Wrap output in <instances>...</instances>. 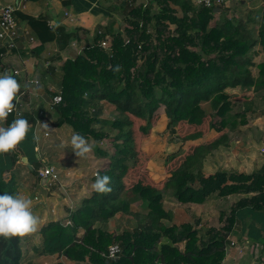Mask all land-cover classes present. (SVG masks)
I'll list each match as a JSON object with an SVG mask.
<instances>
[{
	"label": "trees",
	"instance_id": "obj_1",
	"mask_svg": "<svg viewBox=\"0 0 264 264\" xmlns=\"http://www.w3.org/2000/svg\"><path fill=\"white\" fill-rule=\"evenodd\" d=\"M213 8L189 0L127 4L121 8V20L110 19L78 54L65 59L53 123H67L75 133L95 139L113 135L116 142L110 156L96 149L107 157L97 172L112 178V192L92 189L81 198L79 209L88 208L81 224L50 218L33 233L0 236V264H44L39 258L46 255H55L49 264H222L241 212L248 218L262 216L259 221L264 225V162L249 173L201 170L205 154L225 144L228 132L246 123L245 114L254 107L250 94L257 93L264 106V0L244 20L225 16V4H219L217 11ZM216 12L223 15L214 20ZM29 21L41 43L52 40L53 35L39 31H51L44 21ZM54 30L62 49L72 34L61 25ZM106 35L109 48L99 44ZM252 52L259 59L255 61ZM233 91L242 92L244 101L237 111L232 109ZM105 103L116 111L106 118L101 116ZM159 106L169 132H176L175 125L189 127L183 140L203 136L205 124L216 136L185 144L164 161L157 160L150 167L153 178L148 173L130 177ZM42 117L32 112L20 116L30 129ZM13 120L11 113L6 126ZM27 139L34 144L31 136ZM128 159L133 160L131 165ZM34 164L35 173L38 161ZM6 170L0 168V194H17L13 178L2 176ZM165 193L184 204L231 194L239 197L228 210L220 211V226L202 231L196 220L171 222L163 206ZM119 213L135 219V226L120 232L100 226ZM255 234L264 243V229ZM110 244L119 247L115 258L106 255Z\"/></svg>",
	"mask_w": 264,
	"mask_h": 264
},
{
	"label": "rangeland",
	"instance_id": "obj_2",
	"mask_svg": "<svg viewBox=\"0 0 264 264\" xmlns=\"http://www.w3.org/2000/svg\"><path fill=\"white\" fill-rule=\"evenodd\" d=\"M241 1H243V3H240V0H228L225 4V7H228V9L223 12L224 15L238 19L242 18L244 20L245 15L250 10L259 7L261 4V0ZM234 4H237V7L234 6ZM222 15L223 14L216 12L214 14V20L219 19ZM102 41H104V45H102ZM99 44L104 48H109L110 37L104 36L99 40ZM253 56L255 61L260 57V55L256 56L255 54H253ZM22 85L25 86V83L23 82ZM230 94L233 102V111L240 110L244 104L243 99L240 98L242 92L233 91ZM250 97L254 101V107L252 111L246 112V123L240 125V127L234 131H229V138L225 144L213 150L212 153L205 154L201 162V170L203 172H213L216 169L225 167L227 168L226 170H242L243 172L249 173L253 169H257L261 163L264 162L263 120L261 122V119L264 118V113L262 111L264 106L260 102L257 93H251ZM114 113H116V111L112 105L103 104L102 117H110ZM260 115L261 117H258ZM256 117L258 118L256 119ZM50 120L46 123V127H48V132H52L51 140H48L47 145L44 146L43 150L40 148L39 152L44 154L43 156L46 158V163L54 165L57 179L53 181L43 180L47 188H42V184L40 183L41 180L39 181L34 174V182L32 184L35 185L36 190L32 188L33 185L29 186L32 191H30L27 197L32 200L33 212L39 217V225L45 223L50 218L61 219L62 222L71 221V223L76 222L81 224L88 214L87 207L79 209L82 195L85 196L91 192L92 184L95 182L93 178L96 177L95 174L97 170L104 168L107 161V157L102 155L101 152L99 153L96 151V149L103 150L110 156L114 151L113 145L116 141L113 140L112 134L99 139L85 134L83 137L89 144L94 145V147L86 156H76L70 143L71 137L75 133L71 126L67 123H62L65 124L64 129L59 132L54 130V128H56L54 126L62 127V124L61 126L54 125V117ZM254 127H259V129L253 131ZM174 128L176 132H169L167 118L164 115L162 106H159L154 113L152 127L144 139L145 143L141 146V153L137 159V165L131 169L130 177L148 173L149 176L153 178L154 173H152L150 167L152 166V168H154L157 160L158 162L164 161L165 156L167 157L171 153L176 152L181 149L182 146H185V144L210 140L216 136V131L214 129H208L205 124L201 126L202 132L205 133L203 136L194 140H183L182 136L190 131L189 127L182 125V128H180L178 125H175ZM58 129L60 130V128ZM219 157L223 159L221 163ZM224 160L226 162L225 166L223 165ZM132 161V159H128L127 163L131 165ZM7 178L8 176H5L4 180H8ZM42 189H44V191ZM53 191L54 193L50 195L49 192ZM16 192L18 193L17 189ZM46 196H51L52 199L49 201L48 206L46 205V208H44L42 203H44V197ZM238 197L239 195L231 194L226 197L211 198L202 204H184L170 194L165 193L163 195V206L169 213L171 222L178 223L187 218L188 221L196 220L201 230L204 231L209 226H220V211L224 209L228 210L229 205ZM65 201L70 202L76 209H74L70 216H74L72 219L67 218L65 220L63 218L66 208H69L67 205L63 204ZM135 224V219L123 213H119L110 218L106 226L104 224H100V226L120 232L124 228L130 229L134 227ZM255 228L258 229L259 226L256 225ZM262 229H264L263 224H261L259 232ZM80 230L81 229H78V234ZM55 259V255H46L39 258L44 264H49ZM65 264H70V262H65Z\"/></svg>",
	"mask_w": 264,
	"mask_h": 264
},
{
	"label": "crops",
	"instance_id": "obj_3",
	"mask_svg": "<svg viewBox=\"0 0 264 264\" xmlns=\"http://www.w3.org/2000/svg\"><path fill=\"white\" fill-rule=\"evenodd\" d=\"M15 1L0 0V4ZM141 3L145 4L146 0H28L24 3L22 9L16 13L19 27L27 28L34 40L32 43L22 41V43H19L17 50L0 58V72L11 71L16 76L21 86L17 94L27 87L28 90L26 91L30 94L25 92L26 96H22L21 100L15 99L14 103L21 113L13 118H20L24 112H32L36 116H43L36 120L32 129H28L26 138L20 142L14 151L0 153V168L6 167L8 169L2 173V176L4 179L5 176H8L7 179L13 178L19 194L27 197L32 191L29 186L33 185L34 174L36 175V172H32L35 161H38L36 169L40 166L52 165L45 162L46 158L39 150L40 148L43 150L44 146L47 145V141L51 140L52 137V132H48V127H46V123L54 117L53 106L49 105V101L52 95L59 92L63 62L65 59L78 54L87 43L92 41L96 30L106 27L110 19L121 20L122 6ZM29 18L44 21L51 31L47 33L48 30L41 29V27L39 31L43 35H53L52 40L41 43ZM58 25L64 26L66 31L72 34L66 46L62 49L58 47L55 40L57 32L53 31L54 27ZM105 37L109 36L106 35ZM14 71H17V73H14ZM36 73L40 78V86L30 88L27 80L31 79ZM23 82L25 86L22 85ZM258 117H261V115ZM262 120V129H264V118L261 119V122ZM64 125L62 124V127L54 126L56 128H53L60 132L64 129ZM259 127H254L253 131L259 129ZM28 136L32 137L34 144L27 139ZM13 160L14 162H12ZM222 161L223 159L220 158V163ZM223 165H226L225 160ZM52 166L54 167V165ZM220 169L226 170L227 168L222 167ZM40 183L42 188H47L43 180ZM32 188L36 190L35 185ZM42 190L44 191V189ZM53 193L54 191L49 192L50 195ZM51 199V196L44 197V203H42L44 208H46V205L48 206ZM63 204L69 207L66 208L63 218L65 220L67 218L72 219L70 216L75 208L68 201L63 202ZM254 217L248 218L245 211L238 215L234 230L229 236V243L226 245V253L222 264H264V243L254 238L258 235L255 234V230L259 231L261 228L259 218L262 216L258 215L255 219ZM256 225L259 226L258 230L255 228Z\"/></svg>",
	"mask_w": 264,
	"mask_h": 264
},
{
	"label": "clouds",
	"instance_id": "obj_4",
	"mask_svg": "<svg viewBox=\"0 0 264 264\" xmlns=\"http://www.w3.org/2000/svg\"><path fill=\"white\" fill-rule=\"evenodd\" d=\"M119 70V66L115 69ZM20 84L11 71L0 72V125L7 121L15 110L14 103ZM29 122L25 118L14 119L10 125L0 126V153H9L26 138ZM71 146L76 156L84 157L92 151L94 145L80 134L71 137ZM112 178L96 173L92 189L101 194L112 192L109 186ZM39 217L33 212L32 200L22 194H0V236L9 238L16 235L33 233L39 226Z\"/></svg>",
	"mask_w": 264,
	"mask_h": 264
},
{
	"label": "built area",
	"instance_id": "obj_5",
	"mask_svg": "<svg viewBox=\"0 0 264 264\" xmlns=\"http://www.w3.org/2000/svg\"><path fill=\"white\" fill-rule=\"evenodd\" d=\"M28 0H16L12 3H2L0 4V58L4 57L6 54L17 50L19 43L26 41L27 43H32L34 37L30 34L27 28H21L18 25L16 13L18 10L22 9L24 3ZM193 5L200 7H213L219 4H226L228 0H189ZM106 41V40H105ZM104 45V41H102ZM17 73V71H14ZM28 86L31 88H36L40 86V78L36 73L31 79L27 80ZM28 87L19 94H17V100H21L25 92L29 94ZM30 95V94H29ZM61 100L60 93L52 95L49 105L53 106ZM20 105V104H19ZM13 117L20 115L18 107L12 112ZM36 177L39 180L53 181L57 179L56 170L52 165L40 166L36 169ZM119 252V247L116 244H111L107 248L106 255L109 258H115Z\"/></svg>",
	"mask_w": 264,
	"mask_h": 264
},
{
	"label": "water",
	"instance_id": "obj_6",
	"mask_svg": "<svg viewBox=\"0 0 264 264\" xmlns=\"http://www.w3.org/2000/svg\"><path fill=\"white\" fill-rule=\"evenodd\" d=\"M213 10H214V11H217V10H219V8H218V7H214ZM14 77L16 78V76H14ZM0 126H5V127H6L5 122H4L2 125H0Z\"/></svg>",
	"mask_w": 264,
	"mask_h": 264
}]
</instances>
